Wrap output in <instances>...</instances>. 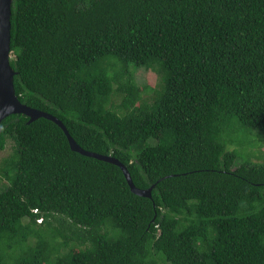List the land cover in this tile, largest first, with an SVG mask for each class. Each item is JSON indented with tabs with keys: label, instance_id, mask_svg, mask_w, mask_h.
I'll return each mask as SVG.
<instances>
[{
	"label": "trees",
	"instance_id": "trees-1",
	"mask_svg": "<svg viewBox=\"0 0 264 264\" xmlns=\"http://www.w3.org/2000/svg\"><path fill=\"white\" fill-rule=\"evenodd\" d=\"M12 12L20 101L154 188L137 195L53 120L11 114L0 264H264V164H238L224 133L233 118L264 131V0H13ZM141 67L160 72L148 99Z\"/></svg>",
	"mask_w": 264,
	"mask_h": 264
},
{
	"label": "water",
	"instance_id": "water-1",
	"mask_svg": "<svg viewBox=\"0 0 264 264\" xmlns=\"http://www.w3.org/2000/svg\"><path fill=\"white\" fill-rule=\"evenodd\" d=\"M12 6L13 0H0V134L2 132V121L11 114L23 113L30 117L29 122L35 121L41 117L53 120L65 131L72 150L86 156L117 164L123 169L126 179L134 193L140 196L152 197L154 186L149 188L137 187L130 170L118 158L83 148L70 134L63 121L57 116L47 111L28 106L20 101L14 85L16 71L11 64Z\"/></svg>",
	"mask_w": 264,
	"mask_h": 264
},
{
	"label": "rangeland",
	"instance_id": "rangeland-1",
	"mask_svg": "<svg viewBox=\"0 0 264 264\" xmlns=\"http://www.w3.org/2000/svg\"><path fill=\"white\" fill-rule=\"evenodd\" d=\"M138 84L144 90V98L151 97L149 88L157 86L160 81V72L154 68L141 67L135 71ZM230 139L231 149L238 153V164L248 161L264 164V131L261 129H254L245 127L236 118H233L224 132ZM13 143L9 141L4 150H0V161L8 156L12 151ZM6 180H3L1 187H5ZM57 241H62L59 238ZM30 245H35L37 239L30 238L28 241Z\"/></svg>",
	"mask_w": 264,
	"mask_h": 264
},
{
	"label": "clouds",
	"instance_id": "clouds-1",
	"mask_svg": "<svg viewBox=\"0 0 264 264\" xmlns=\"http://www.w3.org/2000/svg\"><path fill=\"white\" fill-rule=\"evenodd\" d=\"M35 210H37V209H34V211H35ZM35 212H38V210H37V211H35Z\"/></svg>",
	"mask_w": 264,
	"mask_h": 264
},
{
	"label": "built area",
	"instance_id": "built-area-1",
	"mask_svg": "<svg viewBox=\"0 0 264 264\" xmlns=\"http://www.w3.org/2000/svg\"><path fill=\"white\" fill-rule=\"evenodd\" d=\"M35 211H37V210H35Z\"/></svg>",
	"mask_w": 264,
	"mask_h": 264
}]
</instances>
